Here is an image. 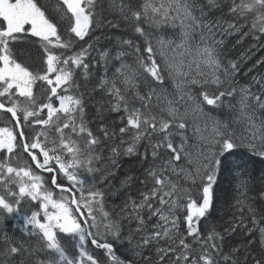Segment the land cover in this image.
<instances>
[{"label":"snow or ice","instance_id":"1","mask_svg":"<svg viewBox=\"0 0 264 264\" xmlns=\"http://www.w3.org/2000/svg\"><path fill=\"white\" fill-rule=\"evenodd\" d=\"M132 4L133 0L127 4L111 0L110 7L125 20L129 19L125 14L128 8L135 21L143 18L149 27L168 22L176 26L178 21L180 42L171 47V55L159 49L158 63L151 42L146 43V55H142L132 40L122 41L134 49L135 62L151 79H145L141 93L135 69L127 63L115 69L112 79L106 78V73L100 78L96 87L111 97L109 111L124 114L118 129L101 126V139L84 118V94L74 79L78 68L87 79L85 59L92 44L71 55L66 53L90 31L105 24L119 25L99 15L96 0H57L55 17L39 0H0V110L11 117L0 127V218L7 217L13 227L36 239L29 249L24 242L13 243L6 231L0 232V257H6L0 264H101L88 251L89 243L104 249L111 264H137L117 256L108 236L128 244L138 238L133 253L143 264H247L249 256L241 261L239 248L224 253L222 244L217 243L224 237L214 230L202 233L200 222L210 213L213 189L222 173H245V156L264 159V77H253L251 84L238 91L234 86L237 64L221 62L223 40L216 38L217 31L230 35L245 28L249 31L242 35L264 36V0H227L224 7L231 18L227 27L205 19V9L223 11L224 0H142L139 10H132ZM65 20L68 26L61 30L58 25ZM134 30L144 34L139 24ZM26 37L38 38L42 46L45 59L40 68L30 70L14 56L13 45ZM101 55L107 61L109 52ZM125 55L119 52L114 58L120 60ZM165 74L181 93L179 100L186 96L192 102L193 114L203 113L205 106L221 107L226 97L236 98L228 107L234 110L232 123L239 131L218 119L210 128L194 125L197 144L189 145L187 135L173 131L188 128V109L182 113L167 97L161 107V96L153 87V83L163 85ZM37 82H42L40 98L34 94ZM192 86H198L195 94ZM153 99L159 114L152 110ZM177 135L179 142L174 143ZM22 153L28 159L21 163ZM123 156L141 157L148 164L145 181H151L150 187L142 182L146 191L138 202H131V210L127 203L120 210L130 225L126 232L105 210V193L96 188V180L84 175L101 173L99 179L110 183L109 178L115 176L111 169ZM44 172L52 174L47 181ZM57 175L68 185L58 183ZM131 179L128 177L123 186ZM22 203L35 204L38 210L26 214L21 211ZM178 212H183V231ZM252 223L264 248V227L255 219ZM62 239L78 253L69 256ZM252 261L264 264V256Z\"/></svg>","mask_w":264,"mask_h":264},{"label":"trees","instance_id":"2","mask_svg":"<svg viewBox=\"0 0 264 264\" xmlns=\"http://www.w3.org/2000/svg\"><path fill=\"white\" fill-rule=\"evenodd\" d=\"M40 3L44 4L49 12L52 13L53 17L56 15L50 11V7L57 3L56 0H39ZM127 4V0H125ZM142 0H133L132 10H139V6ZM227 0H224V4L221 6L223 11L218 8H212L205 11L207 12L206 20L219 21L224 27H227V22L231 19L227 14V9L224 7ZM96 10L104 20H113L119 25V27H111L105 24L103 27L96 28L94 31H90L89 36L85 37L83 41L77 40L74 48L67 52L66 55H71L73 52L79 51L81 47L87 48L88 44H92V48L88 50V55L85 59V63H88V76L87 79L84 77L83 69H76L75 81L80 85L79 91L84 94L85 98V120L88 122V126L93 130L94 135L100 136L103 139L100 132L101 126H106L109 129H118L120 124V117L123 112H112L109 111L108 100L111 99L102 89L96 87L100 78L105 77L112 79L115 73V69L120 67L121 63H127L135 69L134 75L140 80V91H145L143 84L145 79L150 80L151 78L143 72V69L138 66L135 62L136 53L134 49L123 44V40H132L135 45H138L142 55L146 47L147 42H151L154 50L156 51L157 62L160 63L157 45L158 36L155 34V29L149 27V25L141 18V21L137 22L131 17V12L128 8L125 9V14L129 16L128 20L122 18L121 14L114 11L111 5V0H96ZM47 14V13H46ZM198 15V14H197ZM144 28V34L135 32V26ZM68 26L66 24L58 25L61 30H64ZM248 29H241V31L232 32L229 34L221 35L217 31V39H222L223 44L220 46L221 62L227 66L229 62H236L238 71L235 73L234 80L236 83L234 86L239 91V88L244 85L251 84L252 78L260 79L264 74V36L260 39H256L254 34L249 32L248 35H242V32H248ZM34 42H38V38L26 37L20 41L15 42L13 45L14 56L18 62L23 63L25 66H29L30 70L33 68L42 67V62L45 59V54L41 44L38 42L34 45ZM156 46V48H155ZM105 51L109 52L107 61L102 58V53ZM124 52L127 55L123 56L120 60L115 59L117 53ZM118 86L119 81L117 82ZM42 82H37L34 88V94L38 98L42 96L39 91ZM153 87L156 92L162 96L160 105L165 106L164 101L165 91L169 89L167 98L174 100L176 94V86L171 78L165 74L163 85L153 83ZM196 92L198 86L194 87ZM255 90V88L253 89ZM195 92V93H196ZM131 95V93H129ZM236 98H225L224 104L219 108L211 106H205L203 113L193 114L191 111L192 102L187 103L188 112L191 113L192 118H187L188 128L185 130L173 129L175 132H183L189 137V145H196L197 139L193 133V126L204 127V124L199 125L196 123V119L209 118L222 119L223 122L229 123L230 113L233 109L228 107L229 103L234 104ZM58 106V101L56 102ZM139 104V101L136 102ZM157 101L153 99V112L159 114V108L155 107ZM99 109V112L97 111ZM210 112L213 113V117L210 118ZM5 116V117H4ZM4 117V118H3ZM188 117V115H187ZM10 114H6L0 111V126H6L10 120ZM207 118V119H208ZM5 119L7 122H5ZM193 119V120H192ZM212 123V120L210 121ZM14 123V121H13ZM230 127V124H229ZM239 129V128H237ZM207 135V133H204ZM127 139V137H125ZM179 136L173 137V142H179ZM195 149L193 148V151ZM107 153V149L104 150ZM140 151L143 152V144L140 146ZM28 159L26 154H21V163ZM245 160L248 161L247 170L245 173H222L218 178L217 185L213 189V204L210 213L205 218H202L200 222L201 232L207 234L208 232L215 231L220 233L224 239L223 241H217L222 244L223 252L230 253L233 248H239L240 259L243 261L244 256H249L247 264H253L252 258L260 259L264 256V248L260 244V233L257 228L253 225L252 221L255 219L259 222V227H264V159L259 157L245 156ZM100 167V165H97ZM148 164L144 163L142 158L139 156H123L118 160V166L111 170L115 173L114 178L110 177L108 180L101 181L99 178L101 173H94L91 176L84 173L87 179L96 180V188L104 191V206L105 210L109 211L113 219L119 220L123 230L128 231L130 225L128 219L121 213V208L128 204L129 210H131V202L139 201L141 194L146 191L145 183L148 187L151 186V181H145L146 168ZM44 175L45 180L52 175L50 173H41ZM131 177V181L126 186H123V182ZM57 182L63 183L65 186L68 185L66 180H63L61 175H57ZM145 182V183H142ZM49 188H52L55 193H59V189L55 186L48 184ZM15 190V188H14ZM27 200V198H25ZM38 210L35 204L22 203L21 211L29 214L31 211ZM181 216V231L184 230L183 223V212H178ZM124 217V218H122ZM0 218V232L6 231L8 237L13 243L19 244L24 242L26 246L31 249L32 245L36 243L34 237H28L24 232L20 231L17 227H13L10 220L5 217L4 222ZM20 224L23 222L20 221ZM238 225L235 231H232V227ZM248 229H252L249 234ZM95 231V229H93ZM101 236H103V229L100 230ZM66 234H59L58 236H64ZM107 239L114 243L115 253L122 260H136L137 264H143V260L134 256L133 249L138 242V238H133L132 243L129 245L127 241H112L111 236ZM62 245L65 247L69 256H73L78 253V249L72 247L71 244L66 243L64 239L61 240ZM127 244V245H126ZM134 246V247H133ZM2 247V245H0ZM130 249H127V248ZM88 251L101 262V264H111L108 259L106 251L104 249L95 248L94 245H87ZM129 250V251H128ZM132 251V252H131ZM130 253V254H129ZM41 258L43 254L37 253ZM55 254H53L54 256ZM0 259H6V257H0Z\"/></svg>","mask_w":264,"mask_h":264},{"label":"rangeland","instance_id":"3","mask_svg":"<svg viewBox=\"0 0 264 264\" xmlns=\"http://www.w3.org/2000/svg\"><path fill=\"white\" fill-rule=\"evenodd\" d=\"M52 4H54V5L50 7V11H52L56 15V5H57V3H52ZM64 23L66 24V20L63 21V22H61L62 25ZM175 24H176V26H173V23L172 22H168L166 24H162L159 27H157L156 25H152V27L155 29L156 35L158 36V41H164V44H160L157 41L158 48H160V49L163 48V50L165 52H167L169 55L172 54L171 51H170L171 47H174L175 44H178L180 42L179 22L176 21ZM169 41H171L173 43L171 45H168V42ZM37 43L34 42V45L36 46ZM177 51H180V49H177ZM262 77H264V74L262 75ZM194 87H196V86H192V92L195 94L196 89ZM164 91H165V95L164 96L167 97L166 95H168L169 89L166 88V89H164ZM184 91H187V89H184ZM180 95H181V93L177 90L176 91V94H175V98H174L173 101L177 103V106L180 107L181 112L183 113L185 111V109L188 108L186 104L189 103L190 101L187 100V97L186 96H185V99L183 101H180L179 100V96ZM161 98H162V96H161ZM233 111L234 110H232V112ZM232 112L230 113V117H229L230 128H232V127L239 128V126L234 125L232 123ZM209 114H210L209 117L212 118L213 117V113L210 112ZM187 118H190V119L192 118L190 112H188V117ZM207 118H204V117H203V119L197 118L196 119V123L199 124V125H202V124L205 125V124H207L209 126V128H210V126L212 124L210 121L212 120V122H213V120H215V119L212 118L211 120H209V118L208 119ZM218 120L221 121L222 119L218 118ZM5 122H7L6 119H5ZM0 127H3V126H0ZM237 131H239V129H237ZM4 220H5V217H3L1 221L4 222ZM133 255H134V253H133Z\"/></svg>","mask_w":264,"mask_h":264},{"label":"bare ground","instance_id":"4","mask_svg":"<svg viewBox=\"0 0 264 264\" xmlns=\"http://www.w3.org/2000/svg\"><path fill=\"white\" fill-rule=\"evenodd\" d=\"M154 29V28H153ZM156 34V33H155ZM155 48H156V46H155ZM127 245V244H126ZM130 245V244H129ZM134 247V246H133ZM116 248V247H115ZM127 249H130L129 247L127 248ZM129 251V250H128ZM132 252V251H131ZM130 254V253H129ZM133 254V253H132Z\"/></svg>","mask_w":264,"mask_h":264},{"label":"water","instance_id":"5","mask_svg":"<svg viewBox=\"0 0 264 264\" xmlns=\"http://www.w3.org/2000/svg\"><path fill=\"white\" fill-rule=\"evenodd\" d=\"M0 111H2L3 112V110H0ZM44 173H46V172H44ZM115 249V248H114Z\"/></svg>","mask_w":264,"mask_h":264}]
</instances>
